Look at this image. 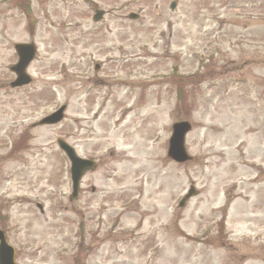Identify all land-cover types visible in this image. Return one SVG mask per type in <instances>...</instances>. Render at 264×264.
Wrapping results in <instances>:
<instances>
[{
	"label": "rangeland",
	"instance_id": "1",
	"mask_svg": "<svg viewBox=\"0 0 264 264\" xmlns=\"http://www.w3.org/2000/svg\"><path fill=\"white\" fill-rule=\"evenodd\" d=\"M251 2L0 0V230L19 264H264V0ZM16 43L36 48L21 90L5 87ZM63 105L58 126L31 127ZM183 121L192 160L176 165ZM59 138L96 163L71 205Z\"/></svg>",
	"mask_w": 264,
	"mask_h": 264
},
{
	"label": "water",
	"instance_id": "2",
	"mask_svg": "<svg viewBox=\"0 0 264 264\" xmlns=\"http://www.w3.org/2000/svg\"><path fill=\"white\" fill-rule=\"evenodd\" d=\"M174 8V4H171L170 9ZM103 12H96L93 21L101 19ZM134 19L135 16H130ZM15 50L19 56L18 64L12 69L17 75V80L12 86H22L28 84L29 78L24 75L29 62L33 59L34 48L31 45H17ZM64 108L58 110L55 114L43 119L39 122L38 126L43 125H54L62 119V112ZM171 137L168 141L167 158L177 164H183L190 161V157L187 155L184 148L185 135L190 131V125L186 122L176 123L172 126ZM58 147L64 152L68 160L70 161L71 168V182H72V196H75L78 191V183L82 175L94 168V164L90 161L82 160L76 157L74 151L62 141H58ZM196 192L193 188H190L187 195L178 204L179 208L184 207L187 200L195 196ZM0 264H14V253L13 249L9 247L6 242L4 235L0 232Z\"/></svg>",
	"mask_w": 264,
	"mask_h": 264
},
{
	"label": "flooded vegetation",
	"instance_id": "3",
	"mask_svg": "<svg viewBox=\"0 0 264 264\" xmlns=\"http://www.w3.org/2000/svg\"><path fill=\"white\" fill-rule=\"evenodd\" d=\"M243 3L244 4H246V0H243ZM252 4H253V6H254V9L256 10V11H259L260 10V7H261V0H254V2L252 3L251 2V4H250V7L252 6ZM13 80V79H12ZM12 81H7L6 82V84H5V87H6V85L7 84H10ZM0 89H1V87H0ZM21 88H19V89H11V90H20ZM1 142H12L11 144H10V146H9V149H8V146L4 143V145H3V147H2V150H4V151H9L8 153L9 154H7V156L5 155V159L7 158V157H14V155L18 152V149H19V147L17 146V145H14L13 144V142H16L15 140L13 141V140H11V139H4V140H2ZM18 142V141H17ZM8 149V150H7ZM27 164H28V162H25V164L24 165H21V167L18 169V168H15L12 172H16V173H20L21 171H25V170H27ZM68 167H69V164H68ZM66 183H67V190H68V192H67V196H66V200H67V205H71V200H70V192H69V190H70V176H69V171H67V175H66ZM90 192L93 194L94 193V188H91L90 189ZM78 198V197H77ZM77 200L78 199H76L75 200V202H77ZM12 203L13 202V200L12 199H9V200H7L6 201V203ZM65 205V204H64ZM38 206V205H37Z\"/></svg>",
	"mask_w": 264,
	"mask_h": 264
}]
</instances>
